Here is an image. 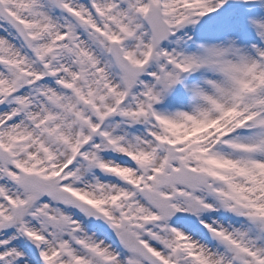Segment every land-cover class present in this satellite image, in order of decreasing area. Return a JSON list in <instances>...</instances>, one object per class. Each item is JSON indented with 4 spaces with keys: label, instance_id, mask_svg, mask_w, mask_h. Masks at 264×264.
I'll list each match as a JSON object with an SVG mask.
<instances>
[{
    "label": "snow or ice",
    "instance_id": "1",
    "mask_svg": "<svg viewBox=\"0 0 264 264\" xmlns=\"http://www.w3.org/2000/svg\"><path fill=\"white\" fill-rule=\"evenodd\" d=\"M0 264H264V0H0Z\"/></svg>",
    "mask_w": 264,
    "mask_h": 264
}]
</instances>
